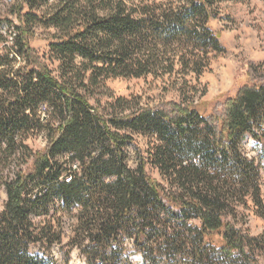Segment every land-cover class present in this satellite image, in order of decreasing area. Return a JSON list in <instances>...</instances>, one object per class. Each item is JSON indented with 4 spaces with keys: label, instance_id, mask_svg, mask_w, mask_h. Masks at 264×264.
<instances>
[{
    "label": "trees",
    "instance_id": "trees-1",
    "mask_svg": "<svg viewBox=\"0 0 264 264\" xmlns=\"http://www.w3.org/2000/svg\"><path fill=\"white\" fill-rule=\"evenodd\" d=\"M11 2L18 26L0 8V264H70L73 249L87 264H259L264 233H243L237 210L264 220V61L247 62L232 96L202 101L209 52L222 49L207 26L214 0ZM36 27L52 29L43 54ZM149 75L174 76L178 100L105 84ZM37 134L47 142L35 151ZM248 135L258 164L241 150Z\"/></svg>",
    "mask_w": 264,
    "mask_h": 264
},
{
    "label": "rangeland",
    "instance_id": "rangeland-1",
    "mask_svg": "<svg viewBox=\"0 0 264 264\" xmlns=\"http://www.w3.org/2000/svg\"><path fill=\"white\" fill-rule=\"evenodd\" d=\"M1 15L7 16L12 20L14 26H18L19 19L12 13L6 11L12 2L11 0H0ZM212 14L207 22V26L212 32L218 35L220 41V51H210V62L208 68L201 75L200 81L206 84L208 91L202 98V101L208 103L210 107L217 103V100H224L227 96H232L236 91L246 83L247 62L253 61L261 63L264 61V0H214L211 7ZM13 26V27H14ZM13 27L3 25V30L11 39L15 35ZM52 29L45 30L41 27L34 29V37L31 39V46L39 54H43L48 50L49 33ZM10 43V42H9ZM0 43V50L3 49ZM51 66L53 67L54 64ZM174 76L169 79L165 77H156L149 75L141 78H110L105 81L109 94L122 97L138 96L142 103H150L152 105L158 102L176 101L178 100L177 91L171 87ZM100 103L103 105L110 100L108 94H103ZM201 101V102H202ZM91 103L96 105L94 100ZM45 111V107L43 108ZM264 130V122L260 127ZM136 144L140 149L146 150L147 139L136 135ZM28 144L32 150L37 151L46 145L45 137L36 135L28 139ZM134 143H129L128 164L136 166L138 160V149ZM241 150L244 155L254 158L258 164L260 160L261 147L250 136H246L241 142ZM264 166V162H263ZM261 186L264 197V169H261ZM152 177L158 179L156 171H152ZM5 198V191L0 189V202ZM237 226L248 236H260L264 233V220L259 218L253 208V205L244 207L238 205ZM198 222V220H194ZM69 223L65 225V229L69 232ZM67 241V236L63 240ZM62 252L60 246L54 247V254L58 255ZM135 259L140 257L139 253L134 254ZM70 264H87L85 258L80 255L77 249H73L70 253ZM259 264H264V253L259 256Z\"/></svg>",
    "mask_w": 264,
    "mask_h": 264
}]
</instances>
